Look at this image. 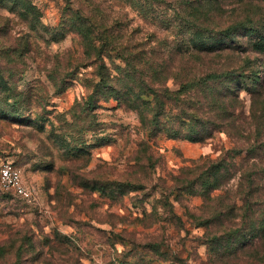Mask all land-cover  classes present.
I'll use <instances>...</instances> for the list:
<instances>
[{
    "label": "rangeland",
    "instance_id": "obj_1",
    "mask_svg": "<svg viewBox=\"0 0 264 264\" xmlns=\"http://www.w3.org/2000/svg\"><path fill=\"white\" fill-rule=\"evenodd\" d=\"M199 8L194 0H0V167L12 163L31 192L24 199L0 185V247L21 248L20 264H264V239L260 259L246 249L219 260L211 242L244 241L239 198L251 181L264 212V153L248 151L257 99L245 91L256 75L264 87V54L242 35L243 27L264 34V0ZM192 13L210 30L239 32L224 50L187 53ZM105 68L117 88L147 87L143 102L106 99ZM227 72L246 74L220 85L242 90L238 120H219L223 130L203 142L171 138L184 106L172 92ZM208 182L219 189L210 193ZM212 217L223 222L204 227Z\"/></svg>",
    "mask_w": 264,
    "mask_h": 264
},
{
    "label": "trees",
    "instance_id": "obj_2",
    "mask_svg": "<svg viewBox=\"0 0 264 264\" xmlns=\"http://www.w3.org/2000/svg\"><path fill=\"white\" fill-rule=\"evenodd\" d=\"M211 0H207V2ZM243 1V0H240ZM206 0H194V3L199 4V9L203 8ZM199 10H197L198 13ZM201 13V12H200ZM190 16V15H189ZM191 16L195 21H189L187 24H183V29L187 30L189 35L188 40L183 44V48L187 53H204V54H212L220 50H224L227 48V38L233 40V36L239 32V28H232L230 30H210L207 23V19L205 22L198 21V19L206 18V13L202 12V16L196 19V16L192 13ZM180 21L184 19L182 16H179ZM185 22H187L185 20ZM242 34L245 38L250 39L249 44L254 47V50L257 53L264 54V34L260 33L255 28L243 27ZM252 39V40H251ZM231 48V46H229ZM95 48V46H94ZM95 53L100 55L101 51L98 49H93ZM130 66V64H128ZM155 71V70H154ZM158 74V71H155ZM244 79L246 74L239 73V75H235L232 72L217 74L210 73L204 77L190 78L186 80L178 91L172 92L173 95H181L180 103L184 104L180 112V122L179 128L175 130L174 128H170V137L171 138H179L185 137L192 141L203 142L206 139L210 138L213 135L214 129H219L222 131L223 128L220 126V121H223L227 118L235 116L238 120L239 118V106L241 100V89L235 90L230 87H221L222 85H226L227 82H234L237 78ZM257 80L253 82L252 87L246 88L245 90L252 98L256 100L252 101L251 108V118L256 127V135L257 138L255 140H260V132L264 130V87L263 84L260 85L258 80V75L255 76ZM100 78L105 80V91H108V97L106 99H115L121 104L122 98H125L126 101L136 104L139 106L141 102H143V94L147 93V87H139L132 85L130 88L125 86L114 85L113 81L110 77V74L105 68V75L101 74ZM240 84H244V82H240ZM221 85V86H220ZM142 92V93H141ZM145 92V93H144ZM194 97V98H193ZM230 99V101H229ZM237 106L235 108L234 106ZM211 111V114L206 115L205 119L201 118L199 115V111L207 112ZM215 111V113H214ZM244 111L242 112V115ZM219 115H226L225 118H220ZM157 121V118H155ZM223 123V122H222ZM191 124L187 131H184V125ZM251 144L250 149L248 150L250 155H259L261 152L264 153V141ZM262 161V160H261ZM264 163V160H263ZM224 168L222 163L215 165V170L212 171L215 176L214 180L218 179V176L221 173V170ZM211 172V173H212ZM214 183L211 184L208 182L207 191L210 188V193L215 192L218 188L213 187ZM258 189V188H257ZM254 181L249 182L247 188L244 192V196L239 198L242 202L241 209L243 210V216H241L243 223H248L244 233H242L243 242L239 246L230 242L229 244H222V240L225 239V236L221 235L219 237L213 238L211 242L213 243L214 251L215 247H217V254L219 255V260H223L224 258H234L238 259L239 254H243L246 249H251L250 257L252 255V259H260L263 254L262 251L258 250L257 246L264 239V212L258 211L261 209V204H257L253 199V193L255 190ZM256 203V204H255ZM255 204V205H254ZM258 205V208L254 207ZM232 209L228 212H231ZM264 211V210H263ZM258 213V214H257ZM221 217V215L219 216ZM219 217H212L210 220H205L203 222V226L209 228V226L214 225V223H219ZM250 229V233L247 234ZM249 235V236H248ZM229 237V236H228ZM227 237V238H228ZM231 238V237H230ZM229 238V239H230ZM232 239V238H231ZM241 241V240H240ZM228 245V246H227ZM250 245V246H248ZM224 246H226L224 248ZM264 249V247H263ZM23 254V250L18 248L17 250H12V246H3L0 247V256L5 257V264H20V258Z\"/></svg>",
    "mask_w": 264,
    "mask_h": 264
},
{
    "label": "built area",
    "instance_id": "obj_3",
    "mask_svg": "<svg viewBox=\"0 0 264 264\" xmlns=\"http://www.w3.org/2000/svg\"><path fill=\"white\" fill-rule=\"evenodd\" d=\"M0 185L5 191H12L24 199L31 197V192L24 185L21 172L10 162L0 167Z\"/></svg>",
    "mask_w": 264,
    "mask_h": 264
}]
</instances>
